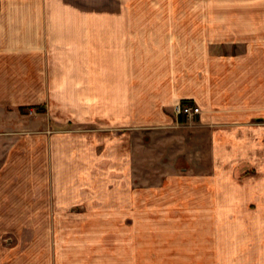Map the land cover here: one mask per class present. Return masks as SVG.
I'll list each match as a JSON object with an SVG mask.
<instances>
[{"label": "crops", "instance_id": "obj_1", "mask_svg": "<svg viewBox=\"0 0 264 264\" xmlns=\"http://www.w3.org/2000/svg\"><path fill=\"white\" fill-rule=\"evenodd\" d=\"M37 104L36 134H10L17 107ZM176 104L200 112L185 120ZM68 125L79 132L54 131ZM136 128L172 171L192 153L184 133H207L208 159L223 163L209 174L225 178L201 189L208 264H264V0H0V264H135L131 238L105 260L103 215L63 212L128 165Z\"/></svg>", "mask_w": 264, "mask_h": 264}, {"label": "rangeland", "instance_id": "obj_2", "mask_svg": "<svg viewBox=\"0 0 264 264\" xmlns=\"http://www.w3.org/2000/svg\"><path fill=\"white\" fill-rule=\"evenodd\" d=\"M15 108L10 106L8 111ZM17 109L23 114L25 123L23 124L24 121L21 123L22 130L15 129L10 134L15 137L36 134L32 131V118L44 113L46 105H26L19 106ZM195 117V115L185 117V120L187 118L195 120ZM12 119L10 117L8 121ZM186 127L177 121L171 125V128L175 129ZM68 129H70L69 125L62 129L56 127L54 131L69 132ZM75 129L72 126L70 130ZM199 132L200 135L195 141L194 139L192 141V137L190 139L193 134L184 133V141L190 142L188 146L184 145V148H191L192 153H185L183 159L180 158L181 160L174 162L175 171H172L168 169L169 155L167 153L161 155L160 152L157 155L149 154L152 153L150 152V135L147 130L136 128L135 143L130 142L129 159L125 162L128 165L123 167L121 162V166L118 167L122 170L118 175L111 173L107 175L106 171L100 174L97 182L98 185L102 183L103 192H91L88 198L84 199L87 206L85 204L84 207L80 205L65 209L63 215L90 216L92 213L98 216L103 215L105 260L111 259L112 250H126L128 239L131 238L134 240L133 247L136 251L135 264H208V194L201 189H204V185L207 184H223L225 178L223 169L222 173L215 177L209 174L214 168V163L216 166L221 165V168L223 163L219 161L213 163L208 159L210 149L207 133L204 130ZM157 150L158 148H155V152ZM256 152L264 153V146H256ZM186 156H195L196 159L188 160ZM49 158L50 153L47 154L45 161L40 155L41 172L48 174L40 177L41 186L44 185V188L51 187V184L53 186L54 181V176L51 175L54 160L50 161ZM3 159L0 155V167ZM32 162H27L24 167L31 168ZM54 163L58 172H61V176H56L55 180H60L61 184H64L69 180V177L65 176L67 165L60 160ZM107 169L105 167V170ZM243 171L249 173L247 169ZM175 172L177 175H169ZM172 184H176L177 193L167 192ZM90 200L94 202L102 200L103 206L95 205ZM124 258L127 259V257H121V259Z\"/></svg>", "mask_w": 264, "mask_h": 264}, {"label": "built area", "instance_id": "obj_3", "mask_svg": "<svg viewBox=\"0 0 264 264\" xmlns=\"http://www.w3.org/2000/svg\"><path fill=\"white\" fill-rule=\"evenodd\" d=\"M174 112L177 115H184L185 117H192L193 115L199 114L200 110L197 106L189 104H176L174 106Z\"/></svg>", "mask_w": 264, "mask_h": 264}, {"label": "trees", "instance_id": "obj_4", "mask_svg": "<svg viewBox=\"0 0 264 264\" xmlns=\"http://www.w3.org/2000/svg\"><path fill=\"white\" fill-rule=\"evenodd\" d=\"M35 107H37V106H35ZM37 108H39V107H37Z\"/></svg>", "mask_w": 264, "mask_h": 264}]
</instances>
